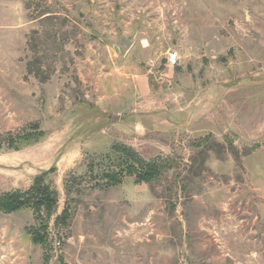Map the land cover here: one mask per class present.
Masks as SVG:
<instances>
[{"label": "rangeland", "instance_id": "1", "mask_svg": "<svg viewBox=\"0 0 264 264\" xmlns=\"http://www.w3.org/2000/svg\"><path fill=\"white\" fill-rule=\"evenodd\" d=\"M0 264H264V0H0Z\"/></svg>", "mask_w": 264, "mask_h": 264}, {"label": "trees", "instance_id": "2", "mask_svg": "<svg viewBox=\"0 0 264 264\" xmlns=\"http://www.w3.org/2000/svg\"><path fill=\"white\" fill-rule=\"evenodd\" d=\"M134 163V161H131ZM150 171L152 173H155V171L151 168ZM134 174V173H133ZM146 176L142 177L140 175H136L135 177L139 180V181H143L146 182L149 179H151V174L146 172ZM104 182H106L107 184H116V183H121V174H116L113 171H109L104 173ZM119 177V178H118ZM102 180V178H100ZM30 196H31V203H24V204H20L18 201L12 199L14 197H11V202L6 204V208L8 211H15V210H19L21 207H25V206H29L32 207L34 210H36V204L35 201L39 200L41 202H43L41 205L44 206L45 210L47 212H50L52 210V208L55 206L56 204V193L52 192L50 190L49 187H47L44 183L43 180L40 177H37L30 189ZM39 207V206H38ZM5 209V208H3Z\"/></svg>", "mask_w": 264, "mask_h": 264}, {"label": "built area", "instance_id": "3", "mask_svg": "<svg viewBox=\"0 0 264 264\" xmlns=\"http://www.w3.org/2000/svg\"><path fill=\"white\" fill-rule=\"evenodd\" d=\"M174 59H175V56H172V57H171V60H173V61H174Z\"/></svg>", "mask_w": 264, "mask_h": 264}]
</instances>
